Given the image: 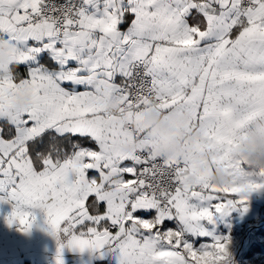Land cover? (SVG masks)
Returning a JSON list of instances; mask_svg holds the SVG:
<instances>
[{
  "label": "snow or ice",
  "instance_id": "obj_1",
  "mask_svg": "<svg viewBox=\"0 0 264 264\" xmlns=\"http://www.w3.org/2000/svg\"><path fill=\"white\" fill-rule=\"evenodd\" d=\"M0 41L13 61L0 71L9 227L27 234L42 214L56 264L65 248L227 264L230 237L207 225L264 189V168L232 160L264 123V0H0ZM150 111L190 113L199 135L182 157L138 135ZM204 153L217 167L201 172ZM221 166L223 185L210 179Z\"/></svg>",
  "mask_w": 264,
  "mask_h": 264
},
{
  "label": "crops",
  "instance_id": "obj_2",
  "mask_svg": "<svg viewBox=\"0 0 264 264\" xmlns=\"http://www.w3.org/2000/svg\"><path fill=\"white\" fill-rule=\"evenodd\" d=\"M0 126H3V122H0ZM246 206L248 211L245 214L239 210L232 211L227 216H216L214 222L207 225L214 236L230 237L227 264H230V257L234 256L243 237L255 235L254 229H257V247L259 250L264 247V189L252 193ZM11 211L10 205H0V264H56L57 240L48 230L43 215L37 213L33 228L25 234L16 225L9 227L6 224L5 217ZM212 242L211 238H201L199 241L200 244ZM251 252L246 254L247 258L251 257L248 255ZM62 258L64 264H117L115 254L107 250L101 254L90 250L81 253L65 248Z\"/></svg>",
  "mask_w": 264,
  "mask_h": 264
},
{
  "label": "clouds",
  "instance_id": "obj_3",
  "mask_svg": "<svg viewBox=\"0 0 264 264\" xmlns=\"http://www.w3.org/2000/svg\"><path fill=\"white\" fill-rule=\"evenodd\" d=\"M9 51L6 42L0 41V71H5L13 61L10 56L5 55ZM27 104V100H19L13 105L14 110L22 111ZM190 113L187 111L179 114L174 121L164 118L159 111H150L144 118L138 129V135L150 138V146L162 157L179 158L182 157L188 145L193 142L199 132L192 131L187 127ZM233 162H244L247 169L259 170L264 168V123L253 126L248 134V139L232 154ZM213 154L204 153L198 162L199 171L205 172L213 165ZM211 181L223 185L231 181L229 172L222 166L210 177Z\"/></svg>",
  "mask_w": 264,
  "mask_h": 264
},
{
  "label": "rangeland",
  "instance_id": "obj_4",
  "mask_svg": "<svg viewBox=\"0 0 264 264\" xmlns=\"http://www.w3.org/2000/svg\"><path fill=\"white\" fill-rule=\"evenodd\" d=\"M248 232V231H247ZM254 234L249 237H243V240L240 241L237 249H235L234 256L230 257V264H264V247L260 250L257 247L258 245V237H257V229L253 230ZM257 247V248H255ZM252 251L251 257L247 258L246 254Z\"/></svg>",
  "mask_w": 264,
  "mask_h": 264
},
{
  "label": "trees",
  "instance_id": "obj_5",
  "mask_svg": "<svg viewBox=\"0 0 264 264\" xmlns=\"http://www.w3.org/2000/svg\"><path fill=\"white\" fill-rule=\"evenodd\" d=\"M255 248H257V247H255ZM251 254H252V253H249L248 255L251 256Z\"/></svg>",
  "mask_w": 264,
  "mask_h": 264
}]
</instances>
